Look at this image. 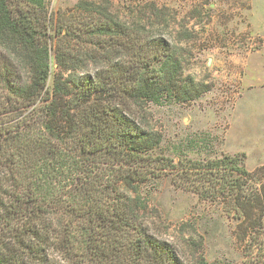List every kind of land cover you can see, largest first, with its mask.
Here are the masks:
<instances>
[{
	"label": "trees",
	"instance_id": "1",
	"mask_svg": "<svg viewBox=\"0 0 264 264\" xmlns=\"http://www.w3.org/2000/svg\"><path fill=\"white\" fill-rule=\"evenodd\" d=\"M168 11L150 2L148 26L79 0L54 23L45 0H0V264H264V165L154 153L148 106L208 91ZM168 175L238 220L241 262L208 261L196 229L181 251L152 231L142 189Z\"/></svg>",
	"mask_w": 264,
	"mask_h": 264
},
{
	"label": "rangeland",
	"instance_id": "2",
	"mask_svg": "<svg viewBox=\"0 0 264 264\" xmlns=\"http://www.w3.org/2000/svg\"><path fill=\"white\" fill-rule=\"evenodd\" d=\"M45 1L57 23L59 10L72 9L79 0ZM90 1L109 6L121 20L142 17L148 26L158 22L145 16L148 4L167 6L169 35L190 34L178 45L183 76L207 85L208 91L191 101L148 106L146 122L163 136L155 154L204 159L245 153L249 171L264 165V0ZM172 182L170 175L163 176L142 189L152 231L181 251L196 229L208 261L241 262L245 244L238 220L218 203Z\"/></svg>",
	"mask_w": 264,
	"mask_h": 264
}]
</instances>
